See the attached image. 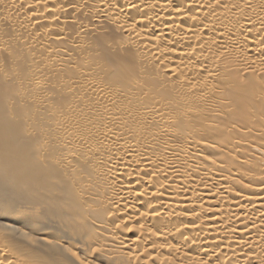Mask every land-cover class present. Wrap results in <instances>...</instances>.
<instances>
[{"label": "bare ground", "instance_id": "bare-ground-1", "mask_svg": "<svg viewBox=\"0 0 264 264\" xmlns=\"http://www.w3.org/2000/svg\"><path fill=\"white\" fill-rule=\"evenodd\" d=\"M67 249L264 264V0H0V264Z\"/></svg>", "mask_w": 264, "mask_h": 264}, {"label": "snow or ice", "instance_id": "snow-or-ice-1", "mask_svg": "<svg viewBox=\"0 0 264 264\" xmlns=\"http://www.w3.org/2000/svg\"><path fill=\"white\" fill-rule=\"evenodd\" d=\"M133 7H135V5H132ZM23 236H25L26 238L30 239V237H28L27 233H22ZM68 253H70V257H75V260H72L70 258H64L62 260H56L53 262V264H85L84 260H81L80 255H79V251H72V249H67L66 250ZM96 253H100L102 251V249L100 248H96L93 250Z\"/></svg>", "mask_w": 264, "mask_h": 264}]
</instances>
